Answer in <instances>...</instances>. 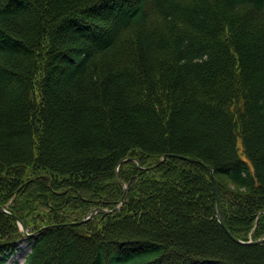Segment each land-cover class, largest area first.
I'll return each mask as SVG.
<instances>
[{"label":"trees","instance_id":"1","mask_svg":"<svg viewBox=\"0 0 264 264\" xmlns=\"http://www.w3.org/2000/svg\"><path fill=\"white\" fill-rule=\"evenodd\" d=\"M0 204V264H264V0H0Z\"/></svg>","mask_w":264,"mask_h":264},{"label":"rangeland","instance_id":"2","mask_svg":"<svg viewBox=\"0 0 264 264\" xmlns=\"http://www.w3.org/2000/svg\"><path fill=\"white\" fill-rule=\"evenodd\" d=\"M222 185H221V193L223 194V195H225V197H227V196H229V195H231V192L234 190V185H232V184H229V183H221ZM125 187H126V190H127V186L125 185L124 186V193H126V190H125ZM215 189H216V185H215ZM217 190V189H216ZM124 196V202H125V194L123 195ZM12 202V200H10V202L8 203V205L10 204ZM120 204H121V201L118 203V205L117 206H115L114 208H116V207H119L120 206ZM123 205H124V203H123ZM122 205V206H123ZM121 206V207H122ZM0 207H3L4 209H5V211H2V210H0V211H2V212H4L5 214H7V215H13L14 216V218L16 219V221H17V223H18V225L20 226V221L24 224V222L22 221V219L19 217V216H17L16 214H14V213H12L11 212V210H10V208H9V206H2L1 204H0ZM120 207V208H121ZM113 208V209H114ZM119 208V209H120ZM113 209H108V208H97V209H93V210H91L89 213H87L84 217H82L81 219H75V220H73L70 224H84V223H87V222H89L95 215H97V214H104V215H108V214H112V212H114V211H112ZM119 209H117L116 211H118ZM103 210H108V211H112V212H110V213H106V212H104ZM219 210H220V213H221V217H222V219H223V214H222V209H221V207H220V205L218 204V209H217V214H218V212H219ZM93 211H95V213L94 214H92V212ZM217 214H216V216H217ZM259 216H260V214H257V216H256V219H255V221H254V225H253V227L250 229V231L248 232V234H247V236H248V240H246V241H257V240H259V239H262V238H264V235L262 234V235H260V236H258V237H256L255 238V235H254V233L255 234H257V233H259V231H258V227L260 226V222L258 221V218H259ZM217 219H218V217H217ZM219 221V220H218ZM224 221V220H223ZM225 224V223H224ZM25 225V224H24ZM226 226V225H225ZM229 230V229H228ZM230 231V230H229ZM232 234V233H231ZM233 235V234H232ZM239 239V238H238ZM240 240H242V239H240ZM244 241V240H243ZM30 249H31V245H30V243L28 242V240L27 239H25L24 240V243L19 247V249L17 250L18 252H16V253H14V255L7 261V263L6 264H15L16 262H18L19 264H23L24 263V261H25V258H26V256H27V254L29 253V251H30Z\"/></svg>","mask_w":264,"mask_h":264},{"label":"water","instance_id":"3","mask_svg":"<svg viewBox=\"0 0 264 264\" xmlns=\"http://www.w3.org/2000/svg\"><path fill=\"white\" fill-rule=\"evenodd\" d=\"M165 157H166V156H165ZM130 159H134V158H130ZM185 159L188 160V161H191V162L202 163L201 160L194 159V158H188V157H186ZM124 161H125L124 159L121 160V162H124ZM210 173H211L212 180H213V184H214V187H215V178H214L213 170H212V169H210ZM125 190H126V187H125ZM120 201H121L120 206L114 208L112 211H116L117 209H119V208L123 205V203H124V196H122V198H121ZM0 210L5 211V209H4L3 207H0ZM103 211L106 212V213H110V212H112V211H108V210H103ZM94 213H95V211L92 212V214H94ZM217 217H218V220H219L220 224H221L222 227L225 229L226 233H227V234H228L233 240H235L236 242L243 243V244H258V243H264V238L259 239V240H257V241H243V240L238 239L237 237H235L234 235H232L231 232L228 230V228L225 226L224 221H223V219H222V217H221L220 210H219V212H218V214H217ZM19 223H20V226H21L23 229H25V225H24L21 221H20Z\"/></svg>","mask_w":264,"mask_h":264},{"label":"clouds","instance_id":"4","mask_svg":"<svg viewBox=\"0 0 264 264\" xmlns=\"http://www.w3.org/2000/svg\"><path fill=\"white\" fill-rule=\"evenodd\" d=\"M238 7V9L241 7V6H237Z\"/></svg>","mask_w":264,"mask_h":264}]
</instances>
